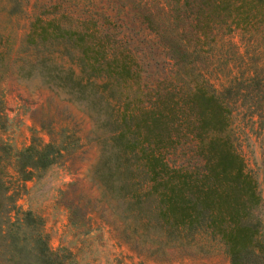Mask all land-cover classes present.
<instances>
[{
  "label": "rangeland",
  "instance_id": "rangeland-1",
  "mask_svg": "<svg viewBox=\"0 0 264 264\" xmlns=\"http://www.w3.org/2000/svg\"><path fill=\"white\" fill-rule=\"evenodd\" d=\"M145 1L138 0L137 5V0H0V172L6 193L12 195L7 214L0 213L9 220L24 210L39 216L47 245L63 254L62 264H229L226 244L218 235L202 228L186 234L167 226L157 215L161 202L156 192H146V178L133 176L145 192L134 204L130 193L116 188L117 179L102 174L111 125L105 123L108 110L99 98L100 86L86 93L65 73L72 69L81 83L86 78L96 83L101 79L88 76V68L82 71L81 59L89 62V58L78 43L65 42L59 35L40 41V26H31L36 14L43 19L57 16L63 23L78 26L87 17L104 20L115 31L117 42H124L144 67L142 87L164 91L175 75L160 45L162 37L140 22ZM154 13L162 15L159 9ZM215 36L214 44L200 45L207 54L204 76L215 88L239 70H249L251 52L258 56L256 67L264 84L262 31L249 43L242 30L218 31ZM186 40L191 43L193 38ZM259 94L256 106L238 98L229 102L225 130L254 179L257 197L243 209L242 219L257 221L264 238L263 88ZM118 108L122 109L121 101ZM59 139L69 143L53 162L27 178L18 175L13 165L15 150L31 141ZM167 150L166 156L175 162L194 159L190 151ZM4 248L0 245V252Z\"/></svg>",
  "mask_w": 264,
  "mask_h": 264
},
{
  "label": "trees",
  "instance_id": "trees-1",
  "mask_svg": "<svg viewBox=\"0 0 264 264\" xmlns=\"http://www.w3.org/2000/svg\"><path fill=\"white\" fill-rule=\"evenodd\" d=\"M143 7L137 14L140 22L162 37L160 45L171 59L175 77L164 91L142 87L144 67L124 42H117L115 31L104 20L87 17L78 26L63 23L57 16L43 19L36 14L31 26H40V41L59 35L65 42L78 43L89 58V62L81 59L82 71L88 68V76L101 79L96 83L86 78L81 83L72 69L65 73L85 87L86 93L94 85L100 86L99 98L108 110L105 123L111 125L102 174L117 179L116 188L130 193L129 201L134 204L145 192L133 176L146 178V192H156L161 202L157 215H162L168 227L186 234L202 228L218 235L226 244L229 264H264V238L258 222L242 219L243 209L257 197L254 179L245 171L225 130L230 101L238 98L249 105L260 104L259 91L264 84L256 67L258 56L256 52L248 54L249 70H239L215 88L204 76L207 54L200 47L202 43L214 44L218 31L242 30L246 42L253 40L257 31L264 33V0H160L156 4L146 0ZM156 9L161 16L155 15ZM187 32L193 38L191 43L186 40ZM180 136L181 145H177ZM66 141H31L15 150L13 165L18 175L27 178L53 162L67 147ZM168 147L172 151L179 148L182 154L190 151L194 159L175 162L166 156ZM5 190L0 172V210L4 215L12 199ZM2 213L0 245L5 248L0 252V264H62L63 254L47 245L39 216L24 210L9 220Z\"/></svg>",
  "mask_w": 264,
  "mask_h": 264
}]
</instances>
